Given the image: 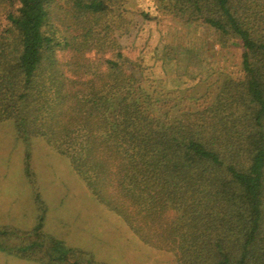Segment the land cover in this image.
I'll return each mask as SVG.
<instances>
[{
    "label": "trees",
    "instance_id": "obj_1",
    "mask_svg": "<svg viewBox=\"0 0 264 264\" xmlns=\"http://www.w3.org/2000/svg\"><path fill=\"white\" fill-rule=\"evenodd\" d=\"M164 20L234 63L189 72L198 49L164 42ZM172 61L192 85H171ZM6 120L176 264H264V0H0ZM41 229L40 208L28 230L0 226V250L100 264Z\"/></svg>",
    "mask_w": 264,
    "mask_h": 264
},
{
    "label": "rangeland",
    "instance_id": "obj_2",
    "mask_svg": "<svg viewBox=\"0 0 264 264\" xmlns=\"http://www.w3.org/2000/svg\"><path fill=\"white\" fill-rule=\"evenodd\" d=\"M155 29L164 42L182 40L187 47L198 49L196 57L183 63L189 72L200 70L207 75L211 64L226 68L235 61V54L220 50L215 36L204 29L183 30L167 20ZM155 29L153 42L159 38ZM165 68L171 85L195 82L187 79L173 61ZM0 200L9 201L11 206L0 217L4 226L28 230L35 225L40 208L42 232L63 248L83 252L94 262L176 264L171 253L142 243L116 213L100 203L64 155L52 150L40 137L27 143L19 139L11 120L0 122ZM0 264L43 263L0 250Z\"/></svg>",
    "mask_w": 264,
    "mask_h": 264
},
{
    "label": "crops",
    "instance_id": "obj_3",
    "mask_svg": "<svg viewBox=\"0 0 264 264\" xmlns=\"http://www.w3.org/2000/svg\"><path fill=\"white\" fill-rule=\"evenodd\" d=\"M10 207L11 206L9 205V201L4 202V201L0 200V217H2V215H4L5 213H8V209H10ZM2 222H3V220H0V226L5 225V224H2Z\"/></svg>",
    "mask_w": 264,
    "mask_h": 264
}]
</instances>
